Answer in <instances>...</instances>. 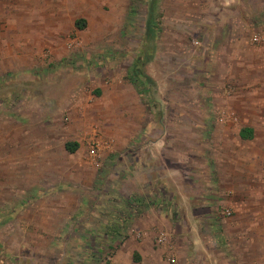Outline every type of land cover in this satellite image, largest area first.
Returning a JSON list of instances; mask_svg holds the SVG:
<instances>
[{
	"label": "rangeland",
	"instance_id": "1",
	"mask_svg": "<svg viewBox=\"0 0 264 264\" xmlns=\"http://www.w3.org/2000/svg\"><path fill=\"white\" fill-rule=\"evenodd\" d=\"M3 2H9L10 24L4 28L0 24V37L1 32L8 33V39L0 41V257L15 260L18 245L31 255L34 241L40 239L37 235H52L33 232L34 221H42L40 210L57 202L36 199V190L45 187L32 184L41 162L52 160L61 169L66 163L73 165L74 195H82L83 200L71 217L63 219L64 212L56 208L58 222L46 219L49 226L61 230L52 235V247L37 244L36 251L44 258L63 260L61 264L141 260L135 243L148 227L149 251L159 249L168 260L184 242L176 233L183 208L177 200L179 188L192 202L206 204L199 212L214 225L213 215H206L214 211L211 200L216 187L210 134L223 112L217 114L211 101L214 69L228 64L234 78L241 75L247 60L257 62L264 27L251 25L228 60L212 58L210 51L203 50L212 42L200 39L198 26L180 27L178 37L173 26L163 23L177 4L157 0L161 29L155 57L142 66L154 105L150 111L127 78L145 34L146 0ZM129 4L134 7L130 17ZM76 19H83L84 26H75ZM146 46L152 47V41ZM91 138L99 139L98 167L87 157ZM68 140L78 142L79 152L63 151ZM47 149L50 152L44 153ZM163 157L182 170V179L171 173L162 176ZM61 169L56 170L58 177L68 176L69 171L60 173ZM96 171L102 179L93 185L91 173ZM161 191L164 198L171 196L168 192L174 194L170 206L149 201V207L112 236L109 214L116 200L131 195L151 199ZM161 234L165 239L157 243ZM154 256L144 253L145 259Z\"/></svg>",
	"mask_w": 264,
	"mask_h": 264
},
{
	"label": "crops",
	"instance_id": "2",
	"mask_svg": "<svg viewBox=\"0 0 264 264\" xmlns=\"http://www.w3.org/2000/svg\"><path fill=\"white\" fill-rule=\"evenodd\" d=\"M163 1L166 2V0ZM171 1L177 4L176 8L173 9L172 16L164 20L163 23L173 26L172 30L179 32L178 37L183 29L180 27L198 26L197 31L200 39L212 42L203 48L204 51H210L212 58L224 57L228 60L234 56L233 52L237 50L236 42L245 40L244 32L248 31L251 25L264 27V0ZM8 10L9 2L4 3L2 0L0 3L2 28L4 25L7 27L10 24ZM1 34L0 41H6L8 33L4 35L3 31ZM262 34L264 37V31ZM151 41L154 49L152 52L148 51L151 53L150 58H154L157 38H151ZM256 52H258L257 62L250 63L247 60L246 64L241 67V75L237 77H232V69L228 64L217 66L214 69L216 76L211 101L215 104V110L217 109V114L221 111L229 112L237 120L226 119L221 123L216 119V123L211 128V171L216 187L212 190L215 196L211 200L214 202V211L212 210L206 215H213L214 225L207 223L202 215L203 212H199V208L206 207V204L194 200L192 202L191 197L189 198L190 195L184 190L180 191L179 188L177 192L180 193H177V200L183 203V208L180 214L181 220L175 221L178 227L176 233L177 237L183 239L184 242L181 243L182 245H178L177 250L171 255L172 260L170 258L164 260L159 255V249L149 251L148 233L151 231L145 227L141 230L144 234L142 240L135 243V249L140 254L141 260H112L111 264H264V43L258 46ZM247 73H252V76L246 75ZM242 128L249 129L250 137L241 136ZM89 141L87 157L93 165L98 167L99 139L91 138ZM95 142L97 143L96 155H93L91 149ZM79 150V144L73 152L67 151L63 144L64 152L72 154ZM48 152H50L48 149L44 151V153ZM49 160H52V155ZM53 161H48L44 165L41 162L40 167H37L34 172L32 181L35 186L43 185L45 187L44 190H36V199L57 202L55 205H51V208L46 206L40 210L42 221L41 219L34 221L35 230L33 232H47L52 235L61 228H52L49 226L50 224H47L46 219H49L50 222L52 220L58 222L56 208L64 212L61 214L63 219L71 217L75 210L76 212L79 210L83 200L82 195H74L73 165L70 163L69 167L66 163L61 169ZM42 168L51 171L47 173L44 169L43 172ZM57 169H61L60 173L62 170H64L63 173L69 171V174L66 175L70 177H58ZM161 171L162 176L171 173L180 176L181 179L184 177L179 167H171L165 160ZM37 173H40V176ZM99 176L100 173L97 171L91 173L90 183L95 185ZM177 185L180 186V182H177ZM168 193L171 196L165 198L167 202L164 206H170L172 199L174 200V194ZM52 209L54 210L52 211ZM163 212L164 210H160V213ZM203 229L211 230L208 232ZM52 235L49 237L37 236H40L41 244L45 243L44 247L50 248L55 239ZM36 237L34 238L36 239ZM39 242L34 241L33 251L35 252L31 255L24 253V250L27 249L18 245L19 251L14 252L15 260H4L0 257V261L4 264L62 263L63 260L44 258L43 253L39 254L36 251L39 249L37 245ZM149 252L155 256L145 259L144 253ZM140 256L137 254V258L140 259Z\"/></svg>",
	"mask_w": 264,
	"mask_h": 264
},
{
	"label": "trees",
	"instance_id": "3",
	"mask_svg": "<svg viewBox=\"0 0 264 264\" xmlns=\"http://www.w3.org/2000/svg\"><path fill=\"white\" fill-rule=\"evenodd\" d=\"M157 0H146V7L148 9L149 17L145 24V34L141 40V50L139 49L135 55V58L132 61L131 67L127 73L128 80L132 83V85L143 95V100L147 106V109L151 111L153 105V100L149 95V91L147 88V80L142 72V66L150 58V54L148 50L152 52L154 49L151 46H146L147 41L151 40V38H157L160 33V24L158 23V8L156 5ZM134 7L130 4L127 9V16L134 15ZM158 16V17H157ZM75 26L81 27L84 26L85 22L83 19H76L74 21ZM147 47V48H146ZM242 137H250V131L247 128L241 129ZM64 147L67 151L73 152L77 149L78 143L75 141H66L64 143ZM101 174L99 178H97L96 182H101ZM97 185V184H96ZM160 204L166 205V199L164 198L163 192H158L157 196L149 199L147 196H139V195H131L123 199L116 200L114 204H112L113 211L110 212V219L112 224L108 226V229L112 231V236L114 234H119L120 231L125 228V223L132 221L136 217L137 214L142 212V208L149 207L150 204ZM107 234V233H106ZM105 234V235H106Z\"/></svg>",
	"mask_w": 264,
	"mask_h": 264
},
{
	"label": "built area",
	"instance_id": "4",
	"mask_svg": "<svg viewBox=\"0 0 264 264\" xmlns=\"http://www.w3.org/2000/svg\"><path fill=\"white\" fill-rule=\"evenodd\" d=\"M253 39L256 40L257 37L255 36ZM226 119H229L230 121H235V120H236L235 116H233L231 113H229V112H224V111L221 112V113H220V116H219V121H220V122H225ZM96 144H97V143L95 142V143L93 144L92 149H91V152L93 153V155H96V154H95V153H96V148H97V145H96ZM164 239H165L164 234H161V235H159V236L157 237L156 241H157V243H161V242H163ZM170 260H172V259L170 258ZM0 264H4V263L0 261Z\"/></svg>",
	"mask_w": 264,
	"mask_h": 264
}]
</instances>
